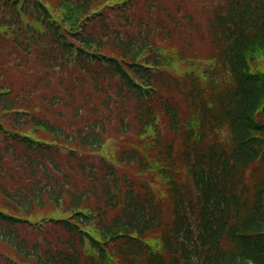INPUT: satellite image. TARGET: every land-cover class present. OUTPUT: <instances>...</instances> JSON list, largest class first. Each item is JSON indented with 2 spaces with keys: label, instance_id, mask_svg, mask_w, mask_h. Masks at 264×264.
Listing matches in <instances>:
<instances>
[{
  "label": "trees",
  "instance_id": "trees-1",
  "mask_svg": "<svg viewBox=\"0 0 264 264\" xmlns=\"http://www.w3.org/2000/svg\"><path fill=\"white\" fill-rule=\"evenodd\" d=\"M0 264H264V0H0Z\"/></svg>",
  "mask_w": 264,
  "mask_h": 264
}]
</instances>
